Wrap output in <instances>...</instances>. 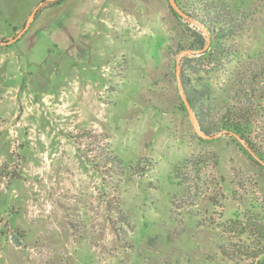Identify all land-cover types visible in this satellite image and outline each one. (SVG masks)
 I'll list each match as a JSON object with an SVG mask.
<instances>
[{
	"label": "rangeland",
	"instance_id": "rangeland-1",
	"mask_svg": "<svg viewBox=\"0 0 264 264\" xmlns=\"http://www.w3.org/2000/svg\"><path fill=\"white\" fill-rule=\"evenodd\" d=\"M39 1L0 0V187L9 215L46 232L0 212V264L6 249L27 264H264V241L246 230L264 216V163L235 137L204 134L184 93L208 89L198 105L211 121L233 106L264 155V0H218L248 18L216 46L199 0H174L182 15L169 0H107L118 16L98 26L55 16L62 0L4 43ZM201 37L205 52L183 50ZM61 87L66 99L42 100Z\"/></svg>",
	"mask_w": 264,
	"mask_h": 264
},
{
	"label": "trees",
	"instance_id": "trees-1",
	"mask_svg": "<svg viewBox=\"0 0 264 264\" xmlns=\"http://www.w3.org/2000/svg\"><path fill=\"white\" fill-rule=\"evenodd\" d=\"M61 1L62 0H40L36 5V14L42 9L58 4ZM196 7L198 10L196 14L197 21L205 32L210 46H216V44H219L220 42L228 38H234L238 36L243 31L242 23L244 21V18H248L243 14L241 16L243 17L242 20L235 19L233 17V13L228 9V7L218 0H199ZM170 8L174 12V14H178L171 5ZM193 15L194 12L193 14H189L188 16L192 17ZM205 45L206 40L201 37L198 46L183 47V50L187 49L193 52H205ZM232 53H236V51H232ZM184 93L186 94V101L189 103L191 111L195 113L200 128L204 132V134L213 136L217 133H224L235 137L246 144V151L251 153L257 161L264 163V155L256 149L255 145L250 139V132H248L239 118L235 116L236 111L233 106L227 104L226 108H224L222 116L218 120L211 121L208 120L206 118V115L204 114V110L209 109L208 104L203 103L202 105H198L200 100H209L208 89L197 90L192 87L188 90H184ZM111 161L117 164L120 163V161L114 157ZM246 230L250 231L254 237L264 241V216L260 217V219L254 218L247 224Z\"/></svg>",
	"mask_w": 264,
	"mask_h": 264
},
{
	"label": "crops",
	"instance_id": "crops-1",
	"mask_svg": "<svg viewBox=\"0 0 264 264\" xmlns=\"http://www.w3.org/2000/svg\"><path fill=\"white\" fill-rule=\"evenodd\" d=\"M49 9H50V12L53 11L52 13L55 16H58L62 13V16H65L66 18H68V16L70 14H77L79 12L80 13L84 12L86 14V17L88 18V20H90V21L92 20V22L94 23V26H95V24H96V26H98L100 23L103 24V22L105 21L101 17L103 14H110V12H111L114 15V17L116 18L118 16V13H119V11H118L119 9L114 8V6L109 7V5L107 4V0H64L62 3H60L56 6H52ZM65 11H67V12H65ZM69 11H70V14L68 15ZM52 13L48 14V16H54ZM105 22L107 23V25H109L108 21H105ZM51 23H49L50 25H48V24H44L43 22L37 21L38 27L43 26V30H44L43 32H46L48 28H52ZM31 24H32V21H31ZM104 27H105V29L108 28V26H104ZM90 33L93 34L92 38H95V37H97V35L100 32L97 30V27H94L93 31H91ZM92 38H91L90 42L88 43L89 44L88 45L89 51H90V48L94 42V40ZM49 40H50L49 44H51V45L57 44L53 38L49 39ZM19 43H21V44H20V46L17 45V49L20 52L21 56H23L22 54H24L25 43H24V41L19 42ZM72 82H74V80ZM63 87H65V86H63ZM74 88H76L75 84H74ZM61 90H62V87L59 88L55 94L51 93V92H47V91L41 92V94H43V96H44V97H42V100H44L47 103L50 102V97H58L59 92H61ZM63 98H64V96L58 97L59 100H63ZM64 99H66V97ZM52 100H54V99H52ZM43 169H45L44 166H43ZM12 184H10V185H12ZM10 192H11V188L1 189V187H0V212L7 215L6 218L8 220V225H10L11 227H16V228H18L22 231H26V232L30 231V227H32V230L36 231L38 234L45 233L46 227H44L41 219L37 218L38 219L37 224L31 225L29 218L26 215L25 216L22 215V212H21L22 210L16 209V208L13 211H10L11 213L9 215L8 207L11 204V200H12L11 199L12 194ZM0 251L2 253H4L2 247H0ZM14 252H15L14 250L9 251L6 249V251H5L6 256H5L4 264H27L28 259L26 257L25 252L22 255L19 254V256L17 254H15Z\"/></svg>",
	"mask_w": 264,
	"mask_h": 264
},
{
	"label": "water",
	"instance_id": "water-1",
	"mask_svg": "<svg viewBox=\"0 0 264 264\" xmlns=\"http://www.w3.org/2000/svg\"><path fill=\"white\" fill-rule=\"evenodd\" d=\"M51 1H54V0H51ZM169 3L170 5L172 6V8L178 13V14H183L182 11L178 8L177 4L175 3L174 0H169ZM36 11H37V7H35L31 12L30 14L28 15V17L26 18L21 30L13 37L11 38L9 41H6L4 43L6 44H10V43H14L17 39H19L21 36L24 35V33L26 32V30L28 29V27L30 26L31 24V21L34 19L35 17V14H36ZM185 104H186V107L187 109L189 110V105L187 104V101L185 99Z\"/></svg>",
	"mask_w": 264,
	"mask_h": 264
}]
</instances>
